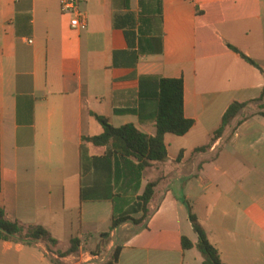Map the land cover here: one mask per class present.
Returning <instances> with one entry per match:
<instances>
[{
	"label": "crops",
	"instance_id": "1",
	"mask_svg": "<svg viewBox=\"0 0 264 264\" xmlns=\"http://www.w3.org/2000/svg\"><path fill=\"white\" fill-rule=\"evenodd\" d=\"M82 9L88 27L74 30L59 0H0V206L8 219L42 225L58 240L49 250L42 241L0 239V264H53L48 255L59 258L55 252L74 237L84 246L99 243L114 203L81 199L83 183L107 180L101 170L82 176L81 155L102 156L106 147L82 137L103 132L91 112L155 135L153 101H144L142 121L115 113L140 108L145 76L182 78L184 113L195 124L183 136L166 134L168 158L146 169L140 194L158 181L148 218L121 225L102 254L83 247L59 260L100 264L120 245L116 264H203L186 199L224 263L264 264V117L257 104L207 151H196L211 142L231 103L262 94L264 74L230 45L264 69V0H87ZM126 30L135 32L134 47ZM115 51L139 60L115 67ZM184 237L192 248L183 247Z\"/></svg>",
	"mask_w": 264,
	"mask_h": 264
},
{
	"label": "trees",
	"instance_id": "2",
	"mask_svg": "<svg viewBox=\"0 0 264 264\" xmlns=\"http://www.w3.org/2000/svg\"><path fill=\"white\" fill-rule=\"evenodd\" d=\"M128 4V0H127ZM120 17L117 18L116 27H123ZM126 39L130 47H134L135 32L125 31ZM230 48L237 52L245 61L258 68H261L252 58L247 56L237 47L230 45ZM128 54V55H127ZM128 56V63L121 60ZM115 67L121 65L134 67L139 60L135 52L115 51L113 56ZM153 86L152 95H147L144 90ZM140 108L115 109V113H135L141 121L144 119L146 109L144 101H153L155 109L152 118L155 122V135H148L141 132L134 124H126L115 127L104 115L91 112L96 120L102 125L103 132L94 136H83V144L91 143L98 147H106V152L102 156L90 157L84 149L81 155V175L95 170L103 171L107 180L102 185L88 186L82 184L81 199L83 201L111 200L114 203V210L111 224L107 231L100 234L99 249L106 248L112 233L121 225L133 223L140 225L150 215L149 205L155 198L158 181L149 182L143 192L142 181L146 169L154 163L163 162L168 158V147L165 141L166 134L183 136L194 126L195 121L189 119L184 113V80L182 78H162L145 76L140 79ZM264 101V89L261 96L249 102L235 101L225 111L220 127L214 132L211 142L196 149L197 152L207 151L212 143L222 137L232 122L243 114L245 109L252 103ZM264 117V105H260V110L256 113ZM245 117L244 119H247ZM2 190L1 177V114H0V191ZM127 196L134 199L126 201ZM189 211V218L195 232L198 234L197 248L201 252L203 264H226L222 261L219 250L210 242L206 231L199 223L197 215L193 212L188 200H184ZM125 204H127L125 208ZM141 213L140 217H137ZM0 239L5 241L20 242L26 245H34L38 242H45L48 249L58 245V240L42 225L23 224L19 221H12L7 218L6 211L0 206ZM82 239L74 237L71 246L65 251H56L59 258L79 253L84 245ZM185 249L193 247V243L187 238L182 239ZM92 251L93 255L101 254L100 250ZM122 251V246L118 245L113 249L112 257L100 264H116ZM53 264H63L59 258L48 255Z\"/></svg>",
	"mask_w": 264,
	"mask_h": 264
},
{
	"label": "built area",
	"instance_id": "3",
	"mask_svg": "<svg viewBox=\"0 0 264 264\" xmlns=\"http://www.w3.org/2000/svg\"><path fill=\"white\" fill-rule=\"evenodd\" d=\"M85 1L87 0H59L62 15L74 30H84L88 27V17L82 9Z\"/></svg>",
	"mask_w": 264,
	"mask_h": 264
},
{
	"label": "rangeland",
	"instance_id": "4",
	"mask_svg": "<svg viewBox=\"0 0 264 264\" xmlns=\"http://www.w3.org/2000/svg\"><path fill=\"white\" fill-rule=\"evenodd\" d=\"M61 14H62V13H61ZM261 103H262V102L255 103V104H257V107H258L259 110H260V105H261ZM263 105H264V104H263ZM166 143L169 144L168 141H166ZM140 216H141V213L137 215V217H140ZM110 241H111V238H110V240L107 242V245H108V243H109ZM99 243H100V240H99ZM99 243H98V244H99ZM98 244H96V245H89V243H87V245L84 246V250L89 251V252H90V255H93L92 251H96V250L99 249V248H97V247H98V246H97ZM115 247H116V245H115ZM115 247H114V248H115ZM114 248H113V249H114ZM113 249L111 250V252H110L109 254H107V257H106L105 261L109 260V259L112 257ZM99 250L101 251V254H102V253L105 252L106 248H101V249H99Z\"/></svg>",
	"mask_w": 264,
	"mask_h": 264
}]
</instances>
